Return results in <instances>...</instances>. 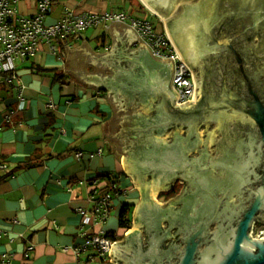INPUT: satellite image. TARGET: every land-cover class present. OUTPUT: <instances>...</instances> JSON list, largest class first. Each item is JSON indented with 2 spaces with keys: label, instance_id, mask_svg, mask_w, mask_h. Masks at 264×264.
Returning a JSON list of instances; mask_svg holds the SVG:
<instances>
[{
  "label": "water",
  "instance_id": "95a60500",
  "mask_svg": "<svg viewBox=\"0 0 264 264\" xmlns=\"http://www.w3.org/2000/svg\"><path fill=\"white\" fill-rule=\"evenodd\" d=\"M142 1L164 20L173 45L191 69L195 81L193 101L177 103L180 95L172 85L173 60L154 57L137 33L121 22H114L109 29L114 40L111 52L95 54L85 43L81 48L70 50L65 65L76 83L97 90L100 87L108 89L106 97L115 114L103 123L104 138L115 144V156L141 193L132 229L111 247V261L113 264H264V239L246 234L253 213L264 205L263 187L257 191L252 211L240 224L233 242L226 247L219 244L221 251L214 259H211V252L206 251L200 258L199 247L202 238L208 235V224L216 207L205 208L208 217L204 218V224L194 233L180 238L183 251L172 254L168 260L169 248L178 242V233L170 219L178 216L182 202L177 197L167 203L156 199L160 191H168L172 182L181 178L180 172L188 163L202 164L198 151L204 143L211 151L215 133L211 131L209 137L204 138L200 130L202 124L215 123L220 127L232 122L258 124L264 131V105L252 86L249 85L253 101L248 100V94L238 86V81L241 86L252 84L251 76L242 61L237 74H228L227 64L231 69L234 65L226 61L232 59L229 58L232 53H244L236 40L241 32L235 34L236 37L232 34L238 22L237 15L243 14L242 9L246 8L257 30L264 21L263 8L258 5L259 0ZM228 2L236 7L227 16L221 11ZM180 4L183 9H179ZM248 29L254 32L251 27ZM252 40L255 41L253 37ZM219 54L225 56L218 57L222 60L211 66L212 60L207 61V58L215 59L213 55ZM259 62L264 74V58ZM195 67L202 71L198 78ZM258 80L264 82V79ZM193 132L201 134V144L186 153ZM242 159L236 167L251 164L253 159L254 164L258 163L254 156L248 160L243 154ZM215 160L213 157L207 168L213 167ZM224 163L229 165L227 157L218 164ZM204 178L196 176L195 181L200 185L205 182ZM208 191L212 194L211 189Z\"/></svg>",
  "mask_w": 264,
  "mask_h": 264
},
{
  "label": "crops",
  "instance_id": "0c3cea01",
  "mask_svg": "<svg viewBox=\"0 0 264 264\" xmlns=\"http://www.w3.org/2000/svg\"><path fill=\"white\" fill-rule=\"evenodd\" d=\"M43 1L19 0V10L34 16ZM48 1L46 25L68 13L127 12L167 33L164 20L142 0ZM113 23L56 38L55 51L46 44L39 54L18 61L21 90L10 82L0 84V164L6 165L0 170V264H113L112 257L102 259L86 246V239L114 233L119 242L132 229L141 193L115 156V144L104 138L103 123L115 114L108 89L76 83L65 66L70 50L85 43L95 54L111 52ZM31 158L33 164L24 166ZM166 192L156 199L176 198ZM110 193L115 197L108 216L84 225L80 210L91 216ZM125 206L128 226L120 224ZM76 248H82L79 254Z\"/></svg>",
  "mask_w": 264,
  "mask_h": 264
},
{
  "label": "flooded vegetation",
  "instance_id": "af4514ba",
  "mask_svg": "<svg viewBox=\"0 0 264 264\" xmlns=\"http://www.w3.org/2000/svg\"><path fill=\"white\" fill-rule=\"evenodd\" d=\"M230 3L222 8L221 13L227 14L233 11V7L236 6ZM258 5L264 11V0H259ZM179 9H183V5L180 4ZM242 13L237 15L236 20L238 22L234 25L232 34L236 37L235 34L239 32L243 33V35L240 33L236 40L239 48L244 53L240 51L232 53L229 57L232 59L228 60L227 58V60H223L231 61L232 65H234L231 69L230 64H227L229 66L228 74L230 75L238 73L240 61H242L243 67L251 76L253 83L241 86V81H238V86L243 89L241 91L245 95L248 94L247 99L253 101L254 94H250L252 92L249 85L252 86L253 91L258 95V99L264 105V82L261 83L258 80L264 79L259 62L261 57L264 58V21L256 30L254 28L255 24L251 20V13L247 14L246 8L242 9ZM250 27L254 29V32L248 29ZM245 30H247L246 35L244 34ZM252 37L255 41L252 40ZM224 56L220 54L213 55L215 59H212L210 56L207 58V61L212 60L210 62L211 66L217 65L218 61L222 60L218 59V57L223 58ZM233 62H236V64ZM206 67L207 65H205ZM218 69L219 72L220 67ZM194 70L195 76L198 78L202 74L201 68L195 67ZM185 130L187 131L188 128H185ZM200 130H203L204 138L209 137L211 131L215 133L211 151L208 150L206 143L203 146L200 145L198 156L201 157L202 164L188 163L185 166L186 168H183L180 172L181 178L172 182V186L166 192L167 198L176 196L182 202L181 211L178 216L170 219V224L178 233V242L172 244L169 248L167 259L172 258L170 257L172 254L173 256L178 255L183 251L184 244L180 245L182 241L180 238L189 235V233H194L198 226L204 224L206 220L204 218L208 217L205 210L209 205L213 209L216 207V209L213 212L214 214L211 215L213 219L208 224V235L202 238L199 247L200 253H198L200 258H202L204 251L206 253L211 252V259L216 258L219 254L218 251H221L219 244L226 247L233 242L240 230V224L247 219L248 214L252 211V204L258 196L257 191L262 187L264 188V131H262L260 125L232 122L220 127L215 123H204L201 125ZM192 134V141L185 149L186 153L195 149L196 145L201 144V134L196 135L195 132ZM243 154L246 155L248 160L253 159L254 156L255 161L258 163L254 164L253 159L251 164L248 163L241 165V167H236V163H239L243 158ZM213 157L216 159L215 165L207 168ZM226 157L229 165L226 166L225 163L223 165L218 164ZM196 176L199 179L201 176H204L205 182L198 185L195 181ZM206 186L212 190V194L209 193V189ZM246 234L254 239H264V205L253 213L247 226Z\"/></svg>",
  "mask_w": 264,
  "mask_h": 264
},
{
  "label": "built area",
  "instance_id": "2783aa9c",
  "mask_svg": "<svg viewBox=\"0 0 264 264\" xmlns=\"http://www.w3.org/2000/svg\"><path fill=\"white\" fill-rule=\"evenodd\" d=\"M18 5L19 0H0V84L10 82L21 90L17 70L18 61H24L39 54L46 44L55 51L56 46L53 41L56 38L78 35L84 29L100 24L128 22L154 56L173 60L175 70L172 85L180 95L177 103L193 101L195 81L191 69L181 58L168 33L155 28L151 21L134 18L127 12L87 13L82 16L68 13L56 24L46 25L44 18L51 10L48 0L40 4V13L34 16L23 15ZM5 168L4 163L0 164V170ZM114 197L111 193L107 194L94 206L91 216L87 215L86 210H80L84 217L83 224L89 223L93 217L99 219L107 217ZM115 242L117 241L111 237L94 233L86 239L85 245L95 249L102 259H106L110 257V250ZM81 250L82 248H76L78 254Z\"/></svg>",
  "mask_w": 264,
  "mask_h": 264
},
{
  "label": "trees",
  "instance_id": "16d2710c",
  "mask_svg": "<svg viewBox=\"0 0 264 264\" xmlns=\"http://www.w3.org/2000/svg\"><path fill=\"white\" fill-rule=\"evenodd\" d=\"M32 69L34 70V69H36V70H38V71H44L45 69L44 68H42V67H37V66H35V65H32ZM33 164V159L31 158V159H29V160H27L26 162H25V164H24V166H26V167H30V165H32ZM126 207V208H125ZM124 207V209L122 210V212H121V219H120V224L122 225V226H128V223H127V221H128V218H127V215H128V207L127 206H125ZM106 236H108V237H111L112 239H114V240H117V236H116V234H114V233H111V234H108V235H106Z\"/></svg>",
  "mask_w": 264,
  "mask_h": 264
},
{
  "label": "rangeland",
  "instance_id": "374dc122",
  "mask_svg": "<svg viewBox=\"0 0 264 264\" xmlns=\"http://www.w3.org/2000/svg\"><path fill=\"white\" fill-rule=\"evenodd\" d=\"M136 14V13H135ZM137 16H141L140 14L137 13ZM142 17V16H141Z\"/></svg>",
  "mask_w": 264,
  "mask_h": 264
}]
</instances>
